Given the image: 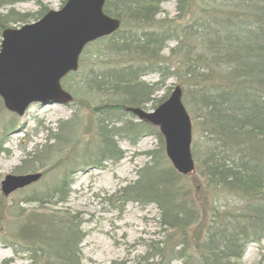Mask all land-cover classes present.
Returning <instances> with one entry per match:
<instances>
[{"label": "trees", "instance_id": "16d2710c", "mask_svg": "<svg viewBox=\"0 0 264 264\" xmlns=\"http://www.w3.org/2000/svg\"><path fill=\"white\" fill-rule=\"evenodd\" d=\"M20 1L25 0H0V7ZM163 1H105L103 12L117 18L120 28L90 44L102 45L105 51L98 57L112 56L113 61L96 60L87 69L79 66L61 80V85H67L68 80L79 78L98 100L91 108L96 116L91 126L94 150L87 143L69 144L77 118L63 121L49 132L51 137L40 149L27 154L17 173L51 169L53 157L66 146L87 163L103 168L107 160L116 163L124 157L119 140L136 144L140 136L152 133L157 147L145 152L148 161L136 170V179L114 194L123 205L131 200L155 204L159 210L164 239L151 241L133 264H239L248 243L264 239V0H199V14L183 24L180 20L190 12L193 0H177L175 18L156 19ZM47 11L41 5L35 14L13 8L0 12V41L5 29L36 21ZM169 40L176 41L171 57L178 56L171 72L170 56L160 55ZM149 71L159 72L161 82L176 76L187 87L182 91L186 101V92H191L203 136L209 139L201 155L195 143L191 146L197 162L191 177L202 185L191 184L190 176L173 168L157 126L125 116L126 112L132 115L128 107L142 108L154 100L157 107L166 99L154 97L159 82L142 80ZM3 151L7 150L0 145ZM71 184L67 168L52 183L29 189L14 204H4L0 196V208H6L16 224V232H8L10 237L0 242L15 252L20 249L16 243H23L22 250L33 264H80L81 213L56 207L67 200ZM202 186L203 193L213 188L217 194L235 196L238 203L215 207L217 199L204 197L210 206L206 215L195 194V188ZM226 206L229 210L221 212ZM109 264L132 263L113 260Z\"/></svg>", "mask_w": 264, "mask_h": 264}, {"label": "rangeland", "instance_id": "374dc122", "mask_svg": "<svg viewBox=\"0 0 264 264\" xmlns=\"http://www.w3.org/2000/svg\"><path fill=\"white\" fill-rule=\"evenodd\" d=\"M66 1L25 0L16 2L13 5L2 6L0 12L5 13L8 9L13 8L21 13L35 14L41 5L46 6L48 11L59 10ZM176 5L177 0H164L161 2L160 12L156 15V19L175 18L177 14ZM190 8V12L180 20L182 24L191 21L193 17L199 14V0H193ZM30 22L33 21L26 23ZM26 23H17L9 28L21 27ZM175 46L176 41L169 40L160 53L164 57L170 56V64L172 65L170 72L178 64V56L171 57V49ZM85 48L79 57L78 68L82 66L83 69H87V65L91 66L97 61L100 63L113 61L112 56L98 57V54L105 51L100 44H90ZM142 80L147 83L159 82L156 85L155 99L163 96H166L167 99L176 86L180 87L181 92L187 89L174 75H170L161 82V75L156 71L147 72L142 76ZM62 88L68 97V101L65 103L56 101L45 105L32 103L20 115L7 109L4 104L0 106V145L1 148L7 150L0 152V183L5 175L18 174L17 168L27 154L37 148L40 149L46 143L48 137H51L49 132L56 131L63 121L77 118L75 134L71 136L72 142H69V144L77 142L81 147L84 143H87V148L91 151L94 150L96 144L92 138L96 136L91 126H94L92 121L95 120L96 116L92 113L91 108L99 104L95 94L79 78L68 80L67 85L63 84ZM190 93L186 92L188 97L186 101L182 92L181 99L191 120V146L195 143L201 155L209 139L203 136L204 126L199 123L196 108L192 107ZM154 103L155 100L142 108L145 111H153L156 108ZM125 116L134 121L139 120L135 115L128 114V112ZM52 141L51 138L50 142ZM119 145L124 151V157L116 163L107 160L104 162L103 168L87 163L83 157L79 155L78 157L75 153V155L72 154L71 148L64 147L61 152L53 157L54 165L51 166V169L45 167L36 171L41 173V177L37 182L18 189L9 195H4L0 189V196L4 198L3 203L14 204L18 202L29 189L39 186L40 183H52L55 177L62 176L64 170L69 168L72 179L70 193L67 200L64 203H59L56 207H65L81 213L80 228L84 236L79 243L82 255L80 264H109L113 260H127L133 264L137 261V256L148 249L151 241H162L164 239V233L159 224V210L154 204L142 205L131 200L123 205L117 197H114V194L119 188L132 183L136 179V170L148 161L145 152L155 149L158 141L152 133L146 132L139 137L136 144L121 139ZM194 163L196 166L197 162L195 160ZM193 172L187 174V176H190L188 178L190 183L202 185V181L191 177ZM203 190V186L199 189L197 187L195 188V194L201 200L199 205L202 213L206 215L209 214L210 206L207 205L203 199L204 197L208 201L212 197L217 199L215 207L220 204L221 206L222 204L229 206L238 203L233 195H227L223 192L217 194L213 188H210L207 193H203ZM33 205L35 204L24 205V207H33ZM210 205L212 206V204ZM48 207L52 208L53 205H48ZM227 209L229 210L227 206L225 208L221 207L220 211L223 212ZM14 227H16L14 217L12 215L8 216L6 208H0V239H8L10 237L7 235L8 232L13 235L12 233L16 232ZM16 246L20 248L17 252L13 251L7 243L0 242V264H33L28 254L22 250L25 245L19 242L16 243ZM260 260L264 261V239L260 242L248 243L238 263L257 264ZM173 263L176 264L178 261Z\"/></svg>", "mask_w": 264, "mask_h": 264}, {"label": "water", "instance_id": "95a60500", "mask_svg": "<svg viewBox=\"0 0 264 264\" xmlns=\"http://www.w3.org/2000/svg\"><path fill=\"white\" fill-rule=\"evenodd\" d=\"M106 0H67L59 10L17 28H7L0 43V98L10 111L22 114L32 103L45 105L68 101L61 79L78 69L85 46L115 32L117 18L103 12ZM176 86L153 111L126 110L139 120L158 126L165 140V154L182 175L195 169L191 153L190 116ZM40 172L7 174L0 189L9 195L37 182Z\"/></svg>", "mask_w": 264, "mask_h": 264}, {"label": "bare ground", "instance_id": "6f19581e", "mask_svg": "<svg viewBox=\"0 0 264 264\" xmlns=\"http://www.w3.org/2000/svg\"><path fill=\"white\" fill-rule=\"evenodd\" d=\"M182 175V174H181ZM155 205V204H154Z\"/></svg>", "mask_w": 264, "mask_h": 264}]
</instances>
